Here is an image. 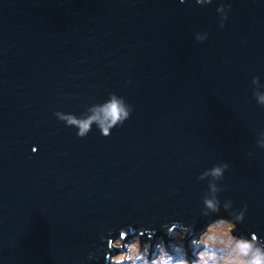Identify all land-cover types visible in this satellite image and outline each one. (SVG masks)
<instances>
[{
  "label": "water",
  "instance_id": "obj_1",
  "mask_svg": "<svg viewBox=\"0 0 264 264\" xmlns=\"http://www.w3.org/2000/svg\"><path fill=\"white\" fill-rule=\"evenodd\" d=\"M113 96L107 136L54 115ZM261 97L264 0H0V264H105L121 231L186 240L245 205L235 230L264 239Z\"/></svg>",
  "mask_w": 264,
  "mask_h": 264
},
{
  "label": "clouds",
  "instance_id": "obj_2",
  "mask_svg": "<svg viewBox=\"0 0 264 264\" xmlns=\"http://www.w3.org/2000/svg\"><path fill=\"white\" fill-rule=\"evenodd\" d=\"M211 2L212 0H195V3L200 5ZM227 7L229 5L222 3L216 8V11L224 12V9ZM225 18L226 12L221 17V27H223ZM205 38L206 33H204L203 37L198 38V41ZM261 99L264 100V97H261ZM129 114L122 101L118 100L115 96L86 119H77L71 115L65 117L58 112H54V115L63 120L67 126H76L78 129L76 134L79 137L86 136L91 131V124L94 122L100 128V133L107 136L110 134V129L118 122L122 124ZM228 166L225 163L222 166L213 167L209 173L199 174L197 179L204 180L206 175H211L213 180H220L222 179L224 170ZM220 191H222L221 187H217L215 183H209L208 190L202 197L203 207L201 208V214L203 216L217 213L220 210L221 201L217 198V193ZM208 192H211L210 196L207 194ZM223 202L222 207L227 211L232 202L230 200ZM245 209L246 205L237 212L235 217L231 216L232 220H228L234 225V228L235 224L232 221H241ZM162 228L166 229V233L170 237L168 242L164 239H159L155 244L149 241H144L141 244L140 236L136 235L124 243L123 250L118 257L105 252L107 264H264V239L259 238L255 233L243 236L233 235L231 232L226 239L219 238L214 234L209 235L206 239H200L199 235L193 238L192 244L202 245V247L194 251L192 256H189L182 243L174 242L183 241L184 231L180 229L173 230L168 225H162ZM145 231L150 230L145 229ZM123 237L124 232L121 231L120 239ZM104 239L105 237L101 236V241ZM114 242L119 244L118 238H108V247L116 249ZM215 248H223L226 251L218 253L213 250Z\"/></svg>",
  "mask_w": 264,
  "mask_h": 264
},
{
  "label": "rangeland",
  "instance_id": "obj_3",
  "mask_svg": "<svg viewBox=\"0 0 264 264\" xmlns=\"http://www.w3.org/2000/svg\"><path fill=\"white\" fill-rule=\"evenodd\" d=\"M223 217H213L211 218L210 221L206 222V224L201 225L199 227V230L190 234V236H188L185 240V237L183 239V241H174L175 243H182L184 245V248L186 250V252L188 253L189 256H192L193 252L196 250H199L200 247H202V245H193L192 244V240L195 237H198L200 235V239H206L209 235H216L219 238H224L226 239L227 236L232 232L233 235H241L239 234L238 231L235 230L234 226L226 219H222ZM176 230V229H173ZM136 235L140 236V240H141V244H143L144 241H149L151 237H146L143 238L142 234L140 233H135L134 235L130 236V235H126L125 238H122V240L119 237H115L118 238L119 240V244H116V242H114V245L116 246V249H114V252L112 254H114L115 256H119L121 251L123 250V245L124 243L128 242L130 239H132L133 237H135ZM114 238V239H115ZM159 239H162L161 237H157V239L154 241L152 240V244H155V242ZM166 242H168L170 240V238L168 239H164ZM214 251H217L218 253H223L224 251H226L223 248H215L213 249ZM107 264V261L106 263Z\"/></svg>",
  "mask_w": 264,
  "mask_h": 264
}]
</instances>
